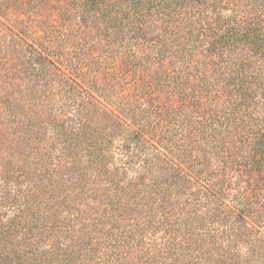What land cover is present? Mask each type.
<instances>
[{"label":"trees","instance_id":"trees-1","mask_svg":"<svg viewBox=\"0 0 264 264\" xmlns=\"http://www.w3.org/2000/svg\"><path fill=\"white\" fill-rule=\"evenodd\" d=\"M243 248L264 264V0H0V264Z\"/></svg>","mask_w":264,"mask_h":264},{"label":"rangeland","instance_id":"rangeland-1","mask_svg":"<svg viewBox=\"0 0 264 264\" xmlns=\"http://www.w3.org/2000/svg\"><path fill=\"white\" fill-rule=\"evenodd\" d=\"M224 254V253H223ZM224 255H238L240 258H242V264H259V260L255 261L252 258L257 256V252L253 251H248L245 248L240 249L239 251H228ZM250 258V261L247 263L246 259ZM222 264H225L224 262ZM234 264H239V263H234Z\"/></svg>","mask_w":264,"mask_h":264}]
</instances>
